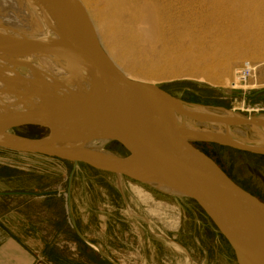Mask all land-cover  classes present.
Here are the masks:
<instances>
[{"label": "rangeland", "instance_id": "obj_1", "mask_svg": "<svg viewBox=\"0 0 264 264\" xmlns=\"http://www.w3.org/2000/svg\"><path fill=\"white\" fill-rule=\"evenodd\" d=\"M204 2L165 0V5L170 7L173 18L170 25L175 33L186 30V25L187 31L193 27L190 32L204 33L201 27L209 23L206 18L202 19L206 13L201 8L205 6ZM208 3L206 6H209ZM120 27L117 24L116 31H112L111 35L117 37L119 43L126 44H115L117 57L124 63L123 68L137 77V81L150 84L151 81L145 78L151 69L145 65L157 63L151 61L163 53V45L153 42L154 35L148 28L142 32L146 43L141 41L135 45L131 31L135 32L136 28L131 26L130 31ZM197 34L201 37V34ZM97 36L100 41L102 36L99 31ZM206 40L208 45L204 43V48L209 49L210 39ZM112 41L109 39L110 43ZM186 41L182 43L183 46H180L181 43L170 44L171 53L165 58H170L174 51L176 53L178 47L186 56L192 50L196 51L192 49L195 47L188 49L190 39ZM102 45L105 47L104 43ZM242 51L243 55L236 62H232L234 70L228 76L219 73L221 75L213 77L211 82L203 81L199 79L200 73L190 76V62L181 60L179 67L175 66L179 77L168 74L151 84L187 103L188 111L223 119H229L227 113L234 111L236 119L232 121L254 118L264 123V51H260V54L247 45ZM193 55L198 54L193 52ZM246 61L255 67V76L246 86L247 89L226 87L225 83L233 81L235 71ZM70 75L76 79L79 74L71 70ZM34 82L30 83L33 91L38 89L37 83H41L45 86L42 91L44 94H55L41 79ZM10 86L12 88L6 90L11 91L8 95L15 98L16 102L23 99L20 96L23 94L34 98L30 94L32 90L26 85ZM186 124L199 133H228L248 145L264 149V128L243 124L227 128L218 122L189 119ZM12 133L34 139L44 137L49 132L43 127L22 126L14 129ZM192 144L207 153L239 187L264 202L263 156L228 146L201 142ZM95 147L118 156L127 154L114 143H97ZM51 192L57 194L47 197H0V222L11 213L12 218L20 217L31 225H39L41 233L47 236H73L76 239L86 235L90 243H99L104 249L101 250L105 256L103 261L97 253L92 252V247L89 248L91 264H237L235 254L227 241L218 235L207 216L189 199L122 176L99 172L83 164L74 165L57 159L0 149V193ZM66 207L73 215L72 226L67 220ZM60 245L65 247L66 244ZM80 259L88 262L85 258Z\"/></svg>", "mask_w": 264, "mask_h": 264}, {"label": "water", "instance_id": "obj_2", "mask_svg": "<svg viewBox=\"0 0 264 264\" xmlns=\"http://www.w3.org/2000/svg\"><path fill=\"white\" fill-rule=\"evenodd\" d=\"M24 2L49 32L34 42L0 41V69L8 75L16 66L56 56L69 60V69L79 75L76 84H56L43 77L44 84L55 94L46 95L50 99H45V95L36 99L31 94L41 106L44 104V112L34 117L27 116V112H11V106L0 104V113L6 117L0 123V149L83 164L193 200L225 238L237 264H264V202L235 184L192 143L228 146L260 156H264V149L228 133L196 132L186 120L218 122L227 128L242 124L264 128V123L254 118L235 122L191 112L187 103L161 87L129 79L104 51L78 0ZM6 74H2L3 79H11L10 85L19 82L33 89L23 75L5 77ZM86 75L95 91L94 100L102 102V106L96 102L97 106L90 108L84 102ZM71 95L78 101L73 102ZM22 126L43 127L49 133L34 139L12 133ZM95 143H117L127 154L118 156L91 149ZM55 194L0 193V197Z\"/></svg>", "mask_w": 264, "mask_h": 264}, {"label": "bare ground", "instance_id": "obj_3", "mask_svg": "<svg viewBox=\"0 0 264 264\" xmlns=\"http://www.w3.org/2000/svg\"><path fill=\"white\" fill-rule=\"evenodd\" d=\"M78 1L87 12L97 32L96 34H98V31L101 33L102 37L100 39V44L102 45L104 43L105 47H103V49L108 57L126 77L134 81L138 80L137 77L131 74L128 69H124L125 67L123 68L124 63H122L114 51L117 47L115 44L118 42V38L111 35L113 34L112 31H116L115 27L117 24L119 26L121 25L120 28L130 31L131 26L136 28L135 32L131 31L135 45L139 44L141 41H146L142 38V32L147 31V28L154 35L153 42L163 45V53L159 58H155L156 61L155 59L151 61L157 62L152 63L154 67L151 63L145 65V67L151 69L146 73L147 77L145 78L151 81L150 84L160 78H164L165 75L168 74L171 77H179L180 75L176 73L177 67L175 66L179 67L181 60L190 62V76H193L195 73H200L199 79L211 82V79L217 77L219 73L223 74V76H228L231 70L233 72L232 62H236V59L243 55L244 52L242 48L244 46L247 45L249 48H255V51L260 54V51H264V0H200L205 1V6L201 7L202 10L206 12L205 15L202 16V19L204 18L203 20H205L206 18L209 22L207 26L201 27L204 33H202L203 31H197V33L201 34V37L194 31L190 32L193 27L190 31H187V23H184L186 25V30L175 33L173 26L170 25L172 24L170 7L165 5V0ZM207 2H209V6H206ZM197 23H199V21ZM0 24V41L2 42L5 40H13L12 43L34 42L42 39L49 32L47 26L37 17L24 0H0ZM165 24H168V27ZM143 27H146V29ZM109 39L113 41L110 43ZM188 39H190V44L187 45L189 46L188 49L195 47L192 49L196 50L194 51L191 49L192 53L188 52L190 54L188 55L189 57L186 56L185 53H182V49L178 47L176 53L174 51L170 58H165L169 57L168 55L171 53V49L169 48L170 44H182ZM206 39H210L209 49L204 48V43L207 41ZM117 44L122 46L126 45L119 42ZM180 46H183V44ZM193 52H196L198 55H193ZM29 62L32 63L30 65L16 66L18 68L13 66L15 68H12L8 75L4 72V69H0V92L12 88L10 86L11 79H3L2 74H6L5 77H13L16 73H19L24 76L25 83L29 84L34 81L36 82V80H42L44 79L43 77L52 79L56 84L62 82L67 84L77 83L76 79H73L72 75H70L71 70L67 66L69 65L67 63L70 61L65 58L51 56ZM215 62H218V65L215 64ZM15 84L16 86L21 85L19 82ZM232 85L233 81L225 83L226 87H232ZM36 86L38 89L35 88L30 94L36 97V99L43 95H45V99H50L46 96L48 94L42 92L45 90L44 85L37 83ZM20 96L23 99L16 102L15 98L2 93L0 94V104L5 106H11L12 104L13 106L11 107H13V110L11 112H27L26 115L30 118L44 112L42 108L44 104L41 106L39 101L31 99L28 94ZM73 96L74 95H71L70 99H72L73 102H77L78 98L75 96L73 98ZM83 96L84 102L89 105L90 108L97 106L96 102L99 106H102V102L94 100L96 98L95 91L87 75L86 83L83 85ZM227 116L230 121L236 119L234 111L228 112ZM3 121H6V117L0 113V123ZM239 135H241V132H239ZM95 144L91 145L90 148L104 151L95 147Z\"/></svg>", "mask_w": 264, "mask_h": 264}, {"label": "crops", "instance_id": "obj_4", "mask_svg": "<svg viewBox=\"0 0 264 264\" xmlns=\"http://www.w3.org/2000/svg\"><path fill=\"white\" fill-rule=\"evenodd\" d=\"M86 237L47 236L41 233L39 225L12 218L8 213L0 222V264H91L90 247L104 261L102 246L91 244ZM63 243L65 247L60 245Z\"/></svg>", "mask_w": 264, "mask_h": 264}, {"label": "built area", "instance_id": "obj_5", "mask_svg": "<svg viewBox=\"0 0 264 264\" xmlns=\"http://www.w3.org/2000/svg\"><path fill=\"white\" fill-rule=\"evenodd\" d=\"M255 76V67L249 61L244 62L241 67L235 71L233 78V89L247 88ZM67 220L70 226H72L73 217L72 212H69L68 207H66Z\"/></svg>", "mask_w": 264, "mask_h": 264}, {"label": "trees", "instance_id": "obj_6", "mask_svg": "<svg viewBox=\"0 0 264 264\" xmlns=\"http://www.w3.org/2000/svg\"><path fill=\"white\" fill-rule=\"evenodd\" d=\"M116 146L120 147L121 149L122 146H120L119 144L117 143H114ZM124 150V149H123ZM203 152V151H202ZM205 155H207L209 158H211L207 153L203 152ZM264 157V156H263ZM44 158H47V157H44ZM218 165V164H217ZM221 168V167H220ZM235 184H237L226 172H224ZM238 185V184H237ZM190 202L196 204L193 200H189ZM197 205V204H196ZM198 206V205H197ZM199 207V206H198ZM201 210V209H200ZM202 211V210H201ZM203 212V211H202ZM204 213V212H203ZM205 215V214H204ZM209 220V219H208ZM210 221V220H209ZM211 222V221H210ZM212 224V222H211ZM213 225V224H212ZM213 227L215 228V226L213 225ZM215 230L218 232V230L215 228ZM218 235L226 242L225 238L218 232Z\"/></svg>", "mask_w": 264, "mask_h": 264}]
</instances>
